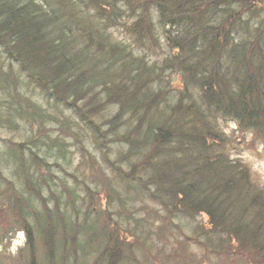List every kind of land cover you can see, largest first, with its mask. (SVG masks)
Masks as SVG:
<instances>
[{"label":"trees","instance_id":"trees-1","mask_svg":"<svg viewBox=\"0 0 264 264\" xmlns=\"http://www.w3.org/2000/svg\"><path fill=\"white\" fill-rule=\"evenodd\" d=\"M119 2L0 0V48L11 61L0 80L9 83L17 68L22 79L26 75L28 87L42 91L48 102V108L39 106L15 89L3 107L5 123L16 127L18 116L42 125L36 132L45 134V118L67 128L72 123L67 114L76 113L84 102L79 112L90 124L91 116L100 112L97 100L102 97L104 106L118 110L103 122L107 135L100 129L93 135L125 147L108 167L111 179L101 191L107 203L116 192L111 185L116 176L126 192L119 212H125L124 223L105 219L111 233L98 226L99 218L90 219V214H98L96 207L88 210L83 223L76 217L74 224L83 227L82 233L88 224L98 229L88 237V256H82L81 238L68 237L69 223L58 196L51 192L52 209L45 204V211L31 207L34 198L44 200L30 179L40 175L26 169H42L47 159L31 160L32 154H15L11 146L6 154H14L29 197L16 196L13 183L0 178V212L16 206L27 227L10 222L0 245L12 241L13 228L23 230L26 243L17 260L37 264L31 231L35 226L25 217L28 213L37 229L54 235L47 236L39 252L48 264H56L58 232L64 240L61 264L69 258L79 264L85 256H94L93 264H138L139 256L145 264H200L191 257L195 247L219 264H264V189L231 157L232 143L219 128L220 121L229 120L240 133L264 142V0H126L124 8ZM88 14L103 28L123 32L144 56L113 41L107 31L99 32L88 23ZM162 47L169 51L162 61L150 60L145 53ZM167 71L181 78L177 88L165 78ZM48 139L42 141L44 148L64 152L59 136ZM35 142L36 135L28 141ZM13 195L15 201L6 207ZM129 204L130 211L125 207Z\"/></svg>","mask_w":264,"mask_h":264},{"label":"rangeland","instance_id":"rangeland-1","mask_svg":"<svg viewBox=\"0 0 264 264\" xmlns=\"http://www.w3.org/2000/svg\"><path fill=\"white\" fill-rule=\"evenodd\" d=\"M125 2L126 0H120L119 5H122V8L128 7ZM124 10L125 9H123V11ZM90 15L91 14H88V17H90ZM90 22H93L92 25L99 32L101 29L103 31H107V35H109L113 41L121 42L124 45L129 46V49H133L137 55L144 56V54H142L139 50L133 48V44L130 39L127 38V36H125V34L120 30H107L106 28H103V26L100 25V22L94 19V17H90V19H88V23ZM145 53L147 56H149L150 60L162 61L163 58L169 54V51L166 47H162L158 48V51L155 53L146 50ZM10 64L11 61H9L7 58L4 50L0 48V74L8 72L10 69ZM12 72L13 75L12 78L10 77L9 83H6L7 81L5 78H1L0 80V178L5 181L6 184L8 183L11 185V183H13L14 188H12V191H15L16 196H18L17 193H21L25 198H28V190L26 189L25 184L26 179L20 175L18 170H16L17 164H15L13 161L14 154L9 156L6 154V150L8 149L9 151V147L12 146L16 152L15 154L22 155L23 152L26 156L32 154L31 160H34L35 156L46 158L48 165L42 169H38L36 167H27L26 169L29 174L36 173L40 175V178L31 176L30 179L37 182L35 187L40 190L44 200V203H42L39 198H34L33 201L31 200V207H37L38 211H45L43 206L45 204L50 209H52L55 205V202L51 196V192L58 196L60 198V205L58 204V206L64 215L65 224L69 223L68 237L77 235L79 238H81L83 246L79 252L84 253L81 254L82 256H88V237H90L91 234L96 235L98 229L93 227L91 224H88V231H84L82 233L83 227H79L74 224L76 217H79V223H83V219L86 215H88V210L90 208L92 210L93 207H96L98 214L96 216H92V214H90L89 217L93 221H96L99 218L98 222L100 224L98 226L100 228L103 226L106 227L108 233H111L113 228L110 226L108 228L106 226L107 220L105 221V219L112 218L113 220H122L121 222L123 224L124 219L126 218L125 212L119 213L120 210H122V201L125 200L124 197L126 194L124 185L120 183V180L116 179V176H112L111 185L116 192L110 197L107 203L106 193L101 191L103 187H106L108 180L111 179L109 174L111 171L108 170V167L114 166L112 163L113 160L117 158L118 153L124 151L125 146L113 144L110 143V141L106 143V140L101 142V138L104 137L103 135H93L94 129H100L102 134L104 133L107 135V132H105L107 129L103 130V122H105V118L108 116L112 118L117 108L114 105L112 106L115 108H110L108 105L104 106V99L101 97L100 101L97 100V107L99 108L98 111L100 112L94 113L91 116V120L94 121L93 123L90 121V124L88 123V117L81 115L79 112V110L84 108L86 104L82 102L78 104V110L76 113L71 112L67 114L66 120L68 119L72 122L69 126H67V128H64L61 125L48 123L47 121H50V119L45 118L43 120V125L46 128V133L37 135L38 133L36 132V129H41L43 126L36 123L28 124L26 120L21 119L18 116H14V123L17 126L10 127L5 123L6 119L3 117L5 115H3V107L5 106V102H9L15 89L18 90L19 94L27 96L30 102L37 103L39 106L42 105L43 107L48 108L47 95L43 94L42 91H34L30 89L27 84L28 82L25 80L26 75L23 76V79L25 78L23 80L22 76L19 75V70L17 68L12 69ZM170 72L171 71H167L164 74L166 75L165 78H167L168 81L173 85L171 88H177V86L181 83V78L173 75V72L170 74ZM14 83L18 84L14 86ZM97 92H99V90H97ZM11 104L12 102H10V105ZM158 115H164V113H158ZM52 121L53 120L51 119V122ZM220 123V130L225 134V136H227L228 140L230 139V142L232 143L228 148L230 150L231 157L235 160L241 161L249 170L253 181L261 189H264V142L254 139L250 133H240L237 130V126L229 120L220 121ZM47 134L50 136L46 137ZM35 135L38 138L40 144L38 142L29 144L28 141L34 138ZM56 136H59L64 152L60 153L55 149L43 147V140L49 142L48 138L54 139ZM93 137H96L98 140L97 142L100 141V143L97 144ZM110 144L113 145L110 146ZM20 145H23V147L21 148ZM29 149L31 150L29 151ZM103 156L105 157V160L102 159ZM21 174H24L22 170ZM5 178L8 179L10 183L7 182ZM37 179L40 180V183L37 181ZM6 186L8 185L4 186L3 191H6ZM2 188L3 185L0 187V189ZM89 189L94 190V192H90ZM98 194L100 196L95 198ZM15 195L6 200V207L10 206L15 201ZM132 204H129L128 206L125 205L128 211H130L132 208ZM149 205L152 209L157 208L152 204ZM135 207L140 208L141 205L136 204ZM93 212H95V210H93ZM141 214L144 213H140V215ZM137 215H139V213ZM25 217L28 219L31 225L35 226L31 231L35 238L34 246L36 247V252L38 254L36 263L48 264L47 259L44 260L39 252H43L42 246L44 247L45 242L48 240L47 236L50 235V237H54V235H51L48 232L43 234L42 231L37 229L34 221L30 218V214L26 213ZM43 217L44 218L41 221L42 226L46 224L45 214H43ZM56 220L57 219H55L54 222H56ZM13 221L21 222L24 225L23 228L27 227V223L24 218L22 216L21 218L18 217V209L16 206L0 212V236H8L6 227L10 222ZM155 225L157 226L158 223ZM12 230H14V234L11 237L12 241L0 245V255L4 254L2 257H0V259L4 260V264H27L28 258H19L17 260L19 252L25 248L26 233H24L23 230L18 231L19 229L17 227L13 228ZM56 240L57 248L55 250L54 260L56 264H61V241L64 240L60 232H58ZM100 249H103V244L100 245ZM151 253L155 254L154 251H151ZM85 257H80L81 260L79 261V264H93V260H95L94 256L87 258ZM139 257L140 260L138 261V264H145L142 257ZM191 257L200 264H219V260L217 258H213L209 255L204 256V251L197 247L191 249ZM204 257H206V259ZM11 259L16 260L17 263L15 261H12L11 263ZM66 264H73V259L69 258Z\"/></svg>","mask_w":264,"mask_h":264}]
</instances>
